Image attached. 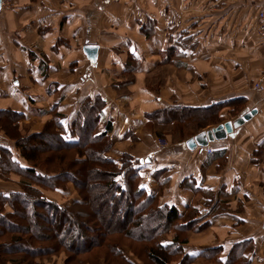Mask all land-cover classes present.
Instances as JSON below:
<instances>
[{
    "label": "crops",
    "instance_id": "1",
    "mask_svg": "<svg viewBox=\"0 0 264 264\" xmlns=\"http://www.w3.org/2000/svg\"><path fill=\"white\" fill-rule=\"evenodd\" d=\"M263 1L0 0V108L40 120L29 125L39 130L51 106L67 123L85 97L101 95V126L111 124L107 156L137 160L149 193L159 186L153 172L166 169L160 203L179 211L190 204L195 218L209 220L189 232L183 248L197 256L188 264H210L201 252L209 248L218 250L214 264H227L232 251V264H264V48L255 32ZM86 45L97 46L94 62ZM239 98L244 112H256L210 142L212 154L188 149L192 136L173 142L164 130L169 145L157 146L163 126L149 120L155 110ZM232 109H220L221 122L237 118ZM0 143L13 146L2 130ZM16 188L0 179V190Z\"/></svg>",
    "mask_w": 264,
    "mask_h": 264
},
{
    "label": "trees",
    "instance_id": "2",
    "mask_svg": "<svg viewBox=\"0 0 264 264\" xmlns=\"http://www.w3.org/2000/svg\"><path fill=\"white\" fill-rule=\"evenodd\" d=\"M244 103L245 98H239L209 107L169 106L155 110L149 120L163 126L159 135L169 131L179 142L221 123L218 113L225 105L232 106L233 115H240ZM105 104L99 94L87 96L67 123L55 104L39 130L21 126L23 112L0 108V130L13 141L12 148L0 143V175L9 182L10 176L19 177L14 191L0 190V264H43L42 259L60 249L67 253L63 264H98V253L104 258L108 253L117 255L121 259L117 264H136L122 249L124 239L142 243L153 264H171L174 256L175 264H188L197 256L185 253L183 246L188 233L205 229L209 220L205 215L195 218L197 210L190 204L179 211L173 204L160 203L169 181L166 169L153 172L159 186L149 193L140 185L137 160L128 153L118 159L107 156L112 140L111 124L101 126ZM69 185L78 195L71 204L42 195L45 189L63 192ZM117 207L120 220L118 216L113 220ZM216 249L201 252L211 258ZM92 254L97 261H90ZM233 257V251L227 253L224 262L232 264Z\"/></svg>",
    "mask_w": 264,
    "mask_h": 264
},
{
    "label": "rangeland",
    "instance_id": "3",
    "mask_svg": "<svg viewBox=\"0 0 264 264\" xmlns=\"http://www.w3.org/2000/svg\"><path fill=\"white\" fill-rule=\"evenodd\" d=\"M29 111H31V110L29 109ZM245 112H247V111H245ZM243 113H244V111L242 113H240V115L243 114ZM240 115H238L237 117H240ZM31 124H33V125H35L37 127L41 126L40 120L35 119V118H33V119L30 118L29 120H27V122L26 121L25 122H22L21 123V126H25V127L28 128V126L31 125ZM35 126H33V127H35ZM190 129H188L189 132H191ZM158 130H159V127H158ZM167 130H169V129L167 128ZM159 138H165V137L162 136V135L157 134V131H156V143H157V140ZM174 138H175V140L172 139L173 142H177L178 139H179L177 135H175ZM167 142H168V144H167V146H168L169 145V141L167 140ZM118 158H120V157H118ZM120 176H122V175H120ZM11 177H13V181H12L13 184L14 185L15 184L17 185L18 183H14V182H16V180H19L18 175L17 176H11ZM1 178H3L5 181H8V182L10 181L5 176L0 175V179ZM14 179H16V180L14 181ZM42 195L45 196L46 198L50 199V200L59 202L62 205L71 204L72 201L74 200V198L78 197V195L76 194V192L72 189V186L71 185H69L65 190H63V192H55V190L45 189L44 191H42ZM105 208L107 209V211H109V214L112 212V210L110 208H108V207H105ZM117 216H118V219H119V217H120L119 208H118V211L116 213H113V215H112L113 220H115V217H117ZM189 238H190V234L188 235V239ZM188 239H187V241H188ZM124 241H125V243L122 242L121 244H123V245H121V246H122V249L124 250V253L126 254V256L128 258H130L132 260H135L134 262L136 264H153L146 257V250H142V248H141V246H143L142 243H137V241L131 239L132 243L130 242L131 243V246H130V243H128L129 242L128 239H124ZM124 244H126V245H124ZM127 246H130L131 247V250ZM132 249L135 252H137L139 255L137 256ZM66 256H67V253L63 252V250L60 249V251H59L58 254H53V255L47 256L46 258L42 259V263L43 264H63L64 259L66 258ZM95 257H96V255L95 254H92V255H90L89 259L91 258L90 261L91 260H93V261L96 260L97 261V258H98V262H99L98 264H117V262H120L121 261V259L117 255L114 256L111 253H108L106 255V258H104L102 255H100V253H98V257L97 258H95ZM176 259H177V257L174 256L173 257V260L171 261V264H175V260ZM209 262H210V264H214L212 257L210 258V261Z\"/></svg>",
    "mask_w": 264,
    "mask_h": 264
},
{
    "label": "water",
    "instance_id": "4",
    "mask_svg": "<svg viewBox=\"0 0 264 264\" xmlns=\"http://www.w3.org/2000/svg\"><path fill=\"white\" fill-rule=\"evenodd\" d=\"M96 49L97 46L86 45L84 47L85 53L88 54V58L94 62L96 60ZM256 110L244 112L234 120L227 119L225 122L219 123L212 128L201 130L194 136L185 140V145L188 149H195L196 147H206L210 142L214 140L225 139L228 133H231L234 128L239 127L245 121H248Z\"/></svg>",
    "mask_w": 264,
    "mask_h": 264
},
{
    "label": "built area",
    "instance_id": "5",
    "mask_svg": "<svg viewBox=\"0 0 264 264\" xmlns=\"http://www.w3.org/2000/svg\"><path fill=\"white\" fill-rule=\"evenodd\" d=\"M256 20H257V25H256V28H255L256 29L255 32L260 37L262 46L264 48V1H263V4H262V7L257 12ZM254 87L256 89H261L260 83H258V82L254 84ZM167 144H168V142H167V140L165 138H159L157 140V146L158 147H166ZM205 149L207 150L208 153L212 154L213 149H210L208 147V145L205 147ZM118 180H119L121 185H124L125 179H124L123 176H120L118 178Z\"/></svg>",
    "mask_w": 264,
    "mask_h": 264
}]
</instances>
